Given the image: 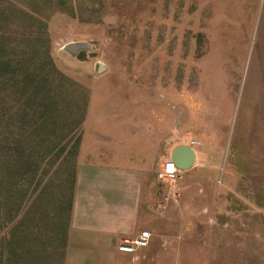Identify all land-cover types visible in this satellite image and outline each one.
Wrapping results in <instances>:
<instances>
[{
  "label": "rangeland",
  "instance_id": "rangeland-1",
  "mask_svg": "<svg viewBox=\"0 0 264 264\" xmlns=\"http://www.w3.org/2000/svg\"><path fill=\"white\" fill-rule=\"evenodd\" d=\"M42 19L80 128L61 153L0 123V264H264V0H70ZM75 42L90 48L62 51ZM86 135L99 156L155 146L156 169L196 152L176 180L155 170L135 254L75 237L66 256Z\"/></svg>",
  "mask_w": 264,
  "mask_h": 264
},
{
  "label": "trees",
  "instance_id": "trees-1",
  "mask_svg": "<svg viewBox=\"0 0 264 264\" xmlns=\"http://www.w3.org/2000/svg\"><path fill=\"white\" fill-rule=\"evenodd\" d=\"M69 2L28 0L27 10L0 0V123L21 135L24 149L38 134L42 145L55 140L54 150L63 153L64 140L80 128L78 104L68 99L64 76L56 71L42 19L49 11L66 10Z\"/></svg>",
  "mask_w": 264,
  "mask_h": 264
},
{
  "label": "crops",
  "instance_id": "crops-1",
  "mask_svg": "<svg viewBox=\"0 0 264 264\" xmlns=\"http://www.w3.org/2000/svg\"><path fill=\"white\" fill-rule=\"evenodd\" d=\"M94 133L93 143L98 136ZM88 140L86 135V147L81 145L78 152L80 162L76 168L71 208L72 240L66 254L70 262L82 258L74 255V251L78 249L75 247V237L77 242L81 237L91 238L93 244L100 246L98 257L108 259L111 244L133 239L142 231L140 229L144 222L141 212L145 195L151 187L154 173L158 170L161 172L165 163L156 169L161 150L158 151L155 146H150V150L138 155L128 154L126 150L124 153L120 151L119 154L123 156H118L116 152L106 149L105 156H99L96 146L87 145L90 143ZM123 143L126 144L124 141ZM162 154L164 159V153ZM83 157H89L88 163L83 162ZM196 157L195 152V160Z\"/></svg>",
  "mask_w": 264,
  "mask_h": 264
},
{
  "label": "built area",
  "instance_id": "built-area-1",
  "mask_svg": "<svg viewBox=\"0 0 264 264\" xmlns=\"http://www.w3.org/2000/svg\"><path fill=\"white\" fill-rule=\"evenodd\" d=\"M179 170L172 159L168 160L163 167L162 172L159 174L160 179L176 180L180 175ZM151 242V234L148 231H141L133 239H125L118 245V250L125 254H135L138 251L147 248Z\"/></svg>",
  "mask_w": 264,
  "mask_h": 264
},
{
  "label": "water",
  "instance_id": "water-1",
  "mask_svg": "<svg viewBox=\"0 0 264 264\" xmlns=\"http://www.w3.org/2000/svg\"><path fill=\"white\" fill-rule=\"evenodd\" d=\"M90 45L85 42L69 43L62 48V51L71 56H76L81 51L88 50ZM102 70L103 66H99ZM172 161L176 164L177 168L185 171L191 168L195 161V152L187 145L177 147L172 154Z\"/></svg>",
  "mask_w": 264,
  "mask_h": 264
}]
</instances>
